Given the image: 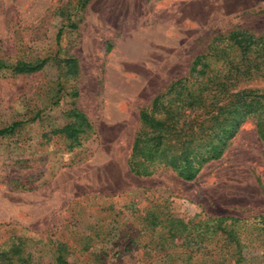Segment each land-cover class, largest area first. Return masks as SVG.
I'll list each match as a JSON object with an SVG mask.
<instances>
[{
	"label": "rangeland",
	"instance_id": "374dc122",
	"mask_svg": "<svg viewBox=\"0 0 264 264\" xmlns=\"http://www.w3.org/2000/svg\"><path fill=\"white\" fill-rule=\"evenodd\" d=\"M234 30L262 35L264 0H0V127L23 121L0 137V244L23 237L41 264L52 260L56 238L78 245L67 254L72 264H201L226 254L200 238L189 241L193 250L171 249L164 222L142 238L145 251L124 250L120 230L150 228L147 214L208 226L225 217L242 244L229 253L239 259L232 264H264V142L255 118L193 180L169 169L136 176L127 165L139 109L198 55L223 73L237 57L227 40ZM16 60L45 61L14 73ZM240 86L264 88V77ZM73 110L92 127L79 144L52 132Z\"/></svg>",
	"mask_w": 264,
	"mask_h": 264
},
{
	"label": "trees",
	"instance_id": "16d2710c",
	"mask_svg": "<svg viewBox=\"0 0 264 264\" xmlns=\"http://www.w3.org/2000/svg\"><path fill=\"white\" fill-rule=\"evenodd\" d=\"M227 40L229 50H234L237 57L229 56L228 67L223 73L202 62L204 55H198L186 76L172 81L163 93L153 98L150 105L139 109L140 127L127 158L131 173L142 177L169 169L184 180H193L206 162L221 157L229 140L241 124L251 117L255 118L257 132L264 142V88L240 86L245 80L264 77V33L256 36L247 30H234ZM44 61L16 60L12 64V71L32 73L39 70ZM70 61L73 62L72 59ZM3 64L0 59V65ZM22 122L16 120L0 127V137L14 134ZM91 128L85 115L73 110L66 121L52 132L63 135L71 144H79L84 135L91 133ZM144 218L152 228L128 225L121 228L120 232L128 238L124 250L145 251L149 240L142 238L150 229L164 222L170 238L181 241L169 244L171 249L188 248L192 246L189 241L196 244L195 238H200L201 242L209 239L212 241L208 244L209 251L225 252L226 256L203 261V264H232L239 261L229 259V253L239 252L242 244L233 228L229 230L222 225L227 219L225 217L213 218V226L207 225L208 219L171 216L159 221L154 214H147ZM51 243L54 251L48 264H72L67 254L70 249L75 251L78 245L68 244L59 238L51 240ZM116 246L122 247L121 244ZM190 249L193 250V246ZM91 261L86 258L79 264H107L101 258ZM0 264L41 263H35L31 253L24 251L23 237H11L0 244ZM189 264L200 263L191 261Z\"/></svg>",
	"mask_w": 264,
	"mask_h": 264
}]
</instances>
